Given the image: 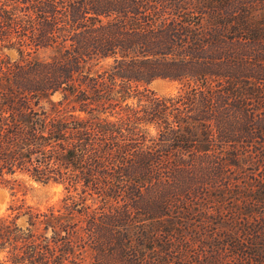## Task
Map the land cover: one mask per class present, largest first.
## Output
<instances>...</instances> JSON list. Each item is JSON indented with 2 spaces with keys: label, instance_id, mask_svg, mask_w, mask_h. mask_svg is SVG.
Instances as JSON below:
<instances>
[{
  "label": "trees",
  "instance_id": "1",
  "mask_svg": "<svg viewBox=\"0 0 264 264\" xmlns=\"http://www.w3.org/2000/svg\"><path fill=\"white\" fill-rule=\"evenodd\" d=\"M15 173L0 264H264V0H0Z\"/></svg>",
  "mask_w": 264,
  "mask_h": 264
},
{
  "label": "rangeland",
  "instance_id": "2",
  "mask_svg": "<svg viewBox=\"0 0 264 264\" xmlns=\"http://www.w3.org/2000/svg\"><path fill=\"white\" fill-rule=\"evenodd\" d=\"M8 53L14 55L12 51ZM149 87L157 93L165 94L174 92L177 82L166 77H156L150 81ZM11 179L12 182L0 183V214L5 212V206L11 198H23L26 203L41 208L55 201L61 194L59 183L40 181L25 173H15Z\"/></svg>",
  "mask_w": 264,
  "mask_h": 264
}]
</instances>
